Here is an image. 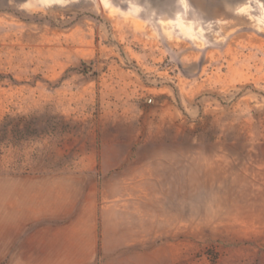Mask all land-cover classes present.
<instances>
[{"label":"rangeland","instance_id":"rangeland-1","mask_svg":"<svg viewBox=\"0 0 264 264\" xmlns=\"http://www.w3.org/2000/svg\"><path fill=\"white\" fill-rule=\"evenodd\" d=\"M47 1L0 0V264H264V0Z\"/></svg>","mask_w":264,"mask_h":264},{"label":"crops","instance_id":"crops-1","mask_svg":"<svg viewBox=\"0 0 264 264\" xmlns=\"http://www.w3.org/2000/svg\"><path fill=\"white\" fill-rule=\"evenodd\" d=\"M78 199V197H76V198H74V202H73V204H71V206L73 207V209H74V207L76 206V200ZM73 209H71V211L73 210ZM78 213L75 215V217H74V219H73V222L71 223V224H68L66 227H70V226H72V225H75V224H78V223H80L82 220H85V218H84V212L83 211H77ZM94 219L95 218H91V219H89L90 221H88L87 222V224H89L88 226H90L91 228H93L94 227V224H95V221H94ZM74 233H75V235H74V237H72L73 238V241H74V246H72L71 248L72 249H74V251H76V249L75 248H77V250L79 249V246H78V244H77V242H75V240L77 239L78 240V242H79V238H78V236H79V233H81V234H83V230H82V232L79 230V231H74ZM60 243L59 242H57V246H58V249L60 250V245H59ZM70 246H71V243H70ZM70 248V249H71ZM61 251V250H60ZM44 252H47V249H45V251ZM90 255H92V254H89L88 256H90ZM61 255H60V252H59V254H58V257H60ZM77 255L75 254V255H73V257H76ZM87 256V257H88ZM85 258H86V256L84 257V258H82L83 260L80 262V261H76V262H74V264H81V263H86V260H85Z\"/></svg>","mask_w":264,"mask_h":264},{"label":"bare ground","instance_id":"bare-ground-1","mask_svg":"<svg viewBox=\"0 0 264 264\" xmlns=\"http://www.w3.org/2000/svg\"><path fill=\"white\" fill-rule=\"evenodd\" d=\"M46 1H47V0H46ZM48 1H50V2L54 3V0H48ZM48 1H47V2H48ZM57 1H58V0H57ZM57 1H55V2H57Z\"/></svg>","mask_w":264,"mask_h":264}]
</instances>
